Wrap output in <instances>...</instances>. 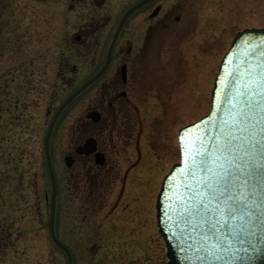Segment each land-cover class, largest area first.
<instances>
[{"label": "rangeland", "instance_id": "1", "mask_svg": "<svg viewBox=\"0 0 264 264\" xmlns=\"http://www.w3.org/2000/svg\"><path fill=\"white\" fill-rule=\"evenodd\" d=\"M112 1L116 9L125 2ZM65 5V0H0V238H5V264H66L65 254L50 248L51 187L43 150L53 113L86 78V73H76V52L67 47L77 12L69 14ZM252 28H264V0H192V24L178 34L172 52L178 59L174 68L180 69L173 70L178 75L171 102L157 106L154 89L139 107L145 162L132 175L142 184H134L133 191L141 190L144 197L127 198L123 216L105 221L108 208L89 213L87 205L66 198L58 188L56 233L73 248V264H166L155 200L163 177L180 159L178 131L208 113L222 57L237 33ZM160 51L164 60L171 57L170 48ZM87 105L88 95L77 99L53 137L58 182L67 144ZM98 231L99 240L93 236Z\"/></svg>", "mask_w": 264, "mask_h": 264}, {"label": "water", "instance_id": "2", "mask_svg": "<svg viewBox=\"0 0 264 264\" xmlns=\"http://www.w3.org/2000/svg\"><path fill=\"white\" fill-rule=\"evenodd\" d=\"M104 66L56 110L44 141L51 183L49 230L67 264L71 252L56 238L57 185L49 143L64 109L105 71ZM251 69V71H250ZM181 161L156 198V228L166 264H264V28L237 33L223 56L207 115L179 131Z\"/></svg>", "mask_w": 264, "mask_h": 264}, {"label": "flooded vegetation", "instance_id": "3", "mask_svg": "<svg viewBox=\"0 0 264 264\" xmlns=\"http://www.w3.org/2000/svg\"><path fill=\"white\" fill-rule=\"evenodd\" d=\"M124 1L119 3L120 9H116L112 0H65L67 12H77V25L66 38L71 41L68 49L76 52V73H86L80 86L104 66L111 41L125 12L144 0ZM191 24L192 0L147 1L123 23L103 74L76 98L88 95L85 117L72 132L67 144L63 157L65 167L59 182L55 170L54 174L64 196L82 206L87 205L85 208L89 213L108 208L105 221L114 216H123L127 209V198L130 202L132 198L140 201L144 197L141 190L133 191L134 184H142L132 175V171L145 162L140 147L145 130L139 107L144 105L145 98L154 89L157 92L153 96L156 105L169 106L170 92L177 84L178 73L173 74V70L180 69L179 66L174 68L178 64V59L175 60L172 53L177 46L175 40ZM163 47L171 51L168 52L171 57L167 60L161 56ZM60 59L66 61L63 64L69 65L66 57ZM76 100L60 115L50 147L59 123ZM134 146L136 152L133 155ZM178 152L180 156L179 144ZM117 209L124 211L117 213ZM110 235L114 236V233ZM93 236L99 240L102 235L98 231ZM48 237L50 248L61 251L53 244L50 233ZM57 239L73 251L65 240L58 236ZM102 243L97 245L98 251ZM5 249V238L1 237L0 264H5Z\"/></svg>", "mask_w": 264, "mask_h": 264}, {"label": "snow or ice", "instance_id": "4", "mask_svg": "<svg viewBox=\"0 0 264 264\" xmlns=\"http://www.w3.org/2000/svg\"><path fill=\"white\" fill-rule=\"evenodd\" d=\"M250 71H251V69H250Z\"/></svg>", "mask_w": 264, "mask_h": 264}]
</instances>
